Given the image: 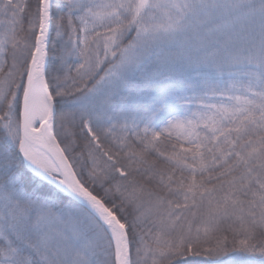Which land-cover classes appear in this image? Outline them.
I'll use <instances>...</instances> for the list:
<instances>
[{
	"label": "snow or ice",
	"instance_id": "obj_1",
	"mask_svg": "<svg viewBox=\"0 0 264 264\" xmlns=\"http://www.w3.org/2000/svg\"><path fill=\"white\" fill-rule=\"evenodd\" d=\"M0 264H264V0H0Z\"/></svg>",
	"mask_w": 264,
	"mask_h": 264
}]
</instances>
